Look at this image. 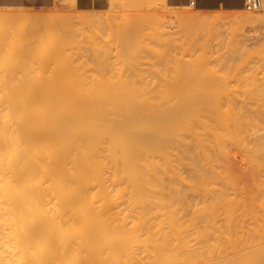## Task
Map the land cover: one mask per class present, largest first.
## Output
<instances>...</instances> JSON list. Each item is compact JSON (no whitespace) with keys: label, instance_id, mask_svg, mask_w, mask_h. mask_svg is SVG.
<instances>
[{"label":"bare ground","instance_id":"6f19581e","mask_svg":"<svg viewBox=\"0 0 264 264\" xmlns=\"http://www.w3.org/2000/svg\"><path fill=\"white\" fill-rule=\"evenodd\" d=\"M9 1L12 2V0ZM27 1L30 2L29 0ZM113 1L110 0V2H112L113 4L114 3L117 4L118 0L114 2ZM123 1L124 3L126 2V5H123L124 3L122 4L123 6H125L124 8L129 9L130 5H127L129 4L127 3V1L129 0L126 1L120 0L121 3ZM208 1L210 3V0ZM246 1L247 0L229 1L230 2L229 4L233 5L232 6L233 8L240 10V13L238 12V14H236L237 11L235 13L233 12L235 19L233 18L232 13L229 12L231 13L232 20L234 19V21L235 20L239 21L241 23V27L247 26L252 29L261 26V28H264L263 27L264 0H261L262 1L261 7L258 9V10L261 9L260 12H258V10L257 12H249L246 9ZM6 2H8V0H6ZM11 2L9 4H11ZM15 2H17V0ZM18 2L16 4L21 5V3ZM46 2H50V1L47 0ZM72 2H74V0H72ZM110 2L108 3L109 6L111 7L112 4H110ZM130 2L132 3V0ZM162 2L165 1L162 0ZM218 2H220V0H218ZM101 3L99 6L103 4ZM133 3L131 6L134 7L137 5V4L133 5ZM136 3H138V1ZM42 4L45 3L42 2ZM120 4L113 5V8L115 9V6H118ZM143 5L141 4V8H143ZM199 5L197 7H199ZM230 5L228 6L230 7ZM90 6H89V10H91ZM97 7L98 6L96 5L95 7L96 11H98L100 8ZM102 7L103 5L101 6V8ZM183 7L184 6H182V8ZM186 7H190V5L189 6L186 5ZM18 8L20 7L18 6ZM113 8L111 11H115ZM103 9H101V11ZM135 9H137V7ZM89 10L88 13H85L88 14V16L90 14L92 15V10L91 13L89 12ZM182 10L180 12L181 18L179 16L178 19L180 20L183 19L181 21L182 24H184V22H189L188 26L190 25V22L193 24V22L195 21L196 24H194V26L195 25L198 26L196 28V31L199 27L200 28L203 27V26H199L198 23L199 19H200L199 20L200 25L201 24L204 25L205 21L207 24L208 21L210 22L212 20V19L209 20V18H207L208 16L205 18V16H203L204 13L202 14V12L201 14L197 13L198 10L195 11L196 13H194L193 10L196 9H193L191 11L193 13L191 14L190 13L187 14L185 11V15L182 16L181 14H184L182 13ZM205 10L206 9H204V11ZM96 11L93 10L94 18L99 12L98 11L96 13ZM177 11L178 10L176 9V12L175 11L173 12L177 13ZM80 12L81 11H79L78 15H82V16L85 15V14H81ZM94 12L96 13V15L94 14ZM27 13L23 12L24 16ZM63 14L69 15V13H63ZM74 14L75 13H73L72 16ZM100 14L102 15L103 12L99 13V15ZM178 14L177 16H174V18L178 17ZM4 15L7 16L6 13L3 14V16ZM75 15L77 16V14ZM99 15H97L96 17L101 18L103 20L104 17L103 18L99 17ZM116 15L114 16L115 20L117 17ZM222 15H224V13ZM136 16H134V18H136ZM144 16L150 18L149 14H145ZM224 16L226 17V14ZM227 16L230 18V15ZM15 17L16 16H14L13 19H15ZM203 17L204 19L202 20ZM68 18L70 19V17ZM143 18L141 19L143 20ZM31 19L35 20L34 16ZM90 19H92V17ZM111 19L114 20V18ZM81 20L82 19H80L79 21ZM96 20L102 21L100 19H95V23L94 22L93 23L96 26L98 25V27L95 26L96 27L95 31L97 28L101 27V25H104V20H103V24L98 23L99 21L97 22L98 24H96ZM169 20L173 22L174 19L173 20L169 19ZM148 21L150 23V20ZM220 21L221 20L217 22ZM64 22L65 23H63L62 21L61 23L65 25L64 27H67L69 21L67 22V20H64ZM158 22L159 21H157V23ZM226 22L228 24L229 22H231V25L230 26L227 25V28L228 26L229 27L234 26L233 21L227 20ZM20 23L22 22L20 21ZM121 23H123V20L121 22L120 19V24ZM137 23L139 24V22ZM92 24H89V27L90 26L93 27L92 30L90 31L88 30L89 33L94 31V26ZM224 24L220 25L222 26L220 28L219 25L217 26V28L215 26V28L218 29L217 34L219 33L218 34L219 40H221L222 39L221 37L225 35L224 33H227L226 31L228 32L233 31L232 29L235 28L234 26L230 30H227V28L225 27L226 25ZM70 25H68V27L72 28V26ZM84 25L86 24H83V26ZM154 25L156 27L155 29H157V25L156 24ZM179 25L181 24H178V26ZM211 25L214 24H210L208 25V27H210ZM24 26H26V23ZM31 26L34 25L32 24ZM80 26H82V23L80 24ZM83 26L80 29L81 30L80 33H82ZM110 26L113 27L114 25H110ZM148 26H151L152 28V24H149ZM184 26H186V24H184L183 27ZM19 27L21 28V26ZM124 27L125 29L129 28L126 29L127 34L129 35H127L125 31H124L125 33L123 32L124 35L123 33L121 35L120 32L117 33H119L118 35L122 36L123 38L126 35V38L124 39L127 40L126 42L127 45H130L131 47H129L130 49L127 47H121L123 49L120 51L124 53L126 48L127 53L130 52L132 53L131 50L132 46L136 43L133 46L134 48L133 53L135 54L133 53L127 54L126 52L124 53V55L121 54L122 57H124L127 54V56L125 57L130 58L131 60L125 57L124 58L126 59V61L127 60L131 61L132 64V62L135 63L134 61H136L137 59V57L135 59L136 53L138 52L137 54H141V56H143L142 51L144 52L145 50H142V48H140L141 51L139 52L138 50L140 49H138L137 47L136 48L137 51L135 52L136 50L135 46L136 45L140 46L138 45L139 43H141L140 37L138 38L137 35V38L139 39V42L137 43L136 41L137 39L135 38L136 35L134 37L133 36L134 32L130 30V28L133 29V27L127 25H125ZM160 27L163 26H159L158 29ZM208 27L207 26L205 27L204 25V27L201 30L203 31L205 30V28H207L206 29L207 31ZM60 28L62 29V27ZM147 28L149 29V27ZM171 28H174V26ZM186 28L188 29L187 26ZM200 28L198 29V32L200 31V34L198 35L199 38L201 35V38L203 39L204 37H202V35L206 36L207 34L206 33L202 34ZM119 29H120L119 31H121L122 29L121 26H119ZM114 30H117V28ZM136 30L138 33V29ZM153 30L151 31L155 33V31ZM179 30L180 29H178L177 32H180ZM209 30H214V26L213 29H209ZM239 30L240 28L238 29V31ZM34 31L35 33H37L36 31L38 30H32V33ZM71 31L69 32V34H67L66 36L67 38L69 37L72 38V36L74 37L76 35V34L74 35V33L77 32L78 30H76L74 33H72L74 29L72 32ZM159 31H161V28L159 29ZM101 32L102 31L100 30V33ZM38 33L40 34V31ZM70 33L72 35H70ZM80 33L78 34L80 35ZM92 33L94 34V32ZM97 33L95 34L97 35ZM169 33L171 34V32ZM65 34L66 33L64 32L63 35L61 36L65 37L64 36ZM101 34L103 36V34L105 33H101ZM144 34L145 33H143V35ZM215 34L216 33H214L213 37L212 36L211 37L216 40L215 36H217V34L216 35ZM90 35L89 37L94 36V35L91 36ZM179 35L180 34H178V36ZM183 35H184V31H183ZM191 35H193V31ZM40 36L38 37V35L36 34L37 37L36 40H42L41 42H43V40H45V36L44 39H40ZM81 36L83 37V34ZM81 36H77V37H80L81 39ZM148 36L150 35L148 34ZM157 36H160V34ZM171 36L172 35H170V38ZM36 37H34V35L33 37L31 36V38H36ZM101 37L100 40L102 39ZM104 37L105 38L109 37V34L108 36H104ZM122 37H119L121 43L119 41L118 44L120 43L121 45H123V43L126 41V40L124 41ZM133 37L135 38V41L132 39ZM94 38L92 39L95 40ZM150 38L153 37L150 36ZM154 38H156V36H154ZM173 38H174V34H173ZM199 38H195V40L197 41V39L199 40ZM80 39L79 42H81L82 40L84 41L86 40L85 37L84 39L82 38V40ZM106 39L107 41L109 40L108 38ZM147 39H144L143 45L145 44L146 42L145 40ZM71 40L74 39L72 38ZM71 40L68 39V41ZM207 40L211 42V38H208ZM32 41L34 40L32 39ZM74 41H75L74 48H77V51H79V49H81L82 47L78 46V44H77L78 47H75L76 43L78 42H76V40ZM86 41L84 43H86L87 45L88 44L87 42L90 40H88L87 42ZM102 41L103 40H101V42ZM104 41L107 42L105 39ZM129 41L130 42L133 41L134 44L132 43L131 45ZM178 41L179 40H177V42ZM196 41L195 43H198L201 40L198 42ZM203 41L204 39L201 42ZM28 42L27 44H25V46L30 44V42L29 43ZM39 42L40 41H36V45L38 47H39ZM91 42H90V46H91ZM95 42L97 43L96 40ZM105 42H103V44ZM108 42L106 43V45L108 46V44H110L109 45L110 50L107 48V46H106V50L107 52L109 51L110 53H112L111 51L113 44L111 43L113 42H110V40ZM152 42L155 43V40ZM152 42L151 44H153ZM170 42H173L174 44L177 43L172 40H170ZM182 42L185 41L182 40ZM212 42L214 43L216 41L212 40ZM219 42L220 41H218V43ZM185 43H182V45L186 49L187 45H185ZM98 44L100 45V41ZM229 44L226 46H229ZM9 45L11 46L12 44ZM143 45L142 47L144 49L145 45L144 46ZM157 45L159 46V44H156V46ZM194 45L193 44L191 45V47L194 46L193 48H191L193 50L197 46L196 44ZM211 45L213 46V44ZM43 46L44 45H42L41 48ZM156 46H154L155 52L154 50L151 51L147 50L146 48H148V46L147 47L145 46L146 47L145 49L147 50L146 53L148 55L150 54L151 56H153L155 53H157ZM212 46L210 47L213 48ZM100 47L103 50L102 44L100 45ZM118 47L120 48V46ZM163 47L164 45L161 47V49H164ZM175 47L171 46L170 48H168L169 49L168 51L175 50ZM210 47L206 49H209ZM214 47L216 53L218 54L220 53L219 57L224 54V50L223 51L221 50V43L219 45H215ZM90 48H85V49L87 50ZM115 48L118 50L117 47ZM9 49L10 52L8 50V47L5 48L6 52H9L7 53L8 56H5L4 53L3 55L2 54L0 55L2 57L5 56V58L9 57L8 59L10 61L11 59L14 60L13 61L14 64L15 59L17 58L19 59V57H17L15 49H11L10 47ZM85 49H81V51L82 50L85 51ZM93 49L94 48L92 47V50ZM116 49L115 51H117ZM176 49H178V47ZM188 49L189 51L191 50L190 48ZM247 49H249V47H247ZM2 50H0V52ZM28 50H30V48ZM41 50L42 49H40V51L37 52H41ZM106 50H104V54L107 53ZM180 50L182 52L183 49ZM193 50L192 52L193 54H195L194 57L198 56L199 53H201V52L199 53L197 52L196 54L195 52L199 50V47L197 50L196 49L194 51ZM11 51H13L12 56L10 54ZM152 51L154 52V54L151 53ZM172 51L165 53V55L167 56L166 57L167 61H165L166 66L161 65L162 59L161 60L159 59L162 57V55L164 56V53L162 51L161 52L163 54L162 53L159 54L160 53L159 52L158 56H156L158 59L155 58L156 54L154 55V57H152L155 58L154 59L155 65L158 64L159 60L161 61L159 62L160 65L159 64H158L159 66L157 65L158 73L160 66H163L164 68L163 70L166 71L165 67H167V63L169 64L168 59L172 56L173 53ZM183 51H184L183 56H185L186 54L185 50ZM221 51L223 52V54L221 53ZM88 52L86 51V54H88ZM94 52H93V56L96 53ZM20 54H22V52H20ZM24 54L25 53H23V55ZM44 54L42 55L43 57L45 56ZM57 54L59 55V53ZM96 54L95 56L98 58L99 54L98 53ZM113 54H115V52L112 53L111 55L112 59H114ZM31 55L33 56L34 54ZM31 55L27 57L29 58ZM38 55L40 56V53ZM10 56L13 58H15L16 56V58L13 59ZM35 56L36 55H34V57ZM83 56L85 55L82 54L81 56L80 54H78V57H73V58L75 59L79 57L82 58ZM86 56L88 59L91 55H89V57L88 55ZM116 56L118 57L119 55ZM173 56L175 58L173 60L179 58V57H175L177 55L173 54ZM249 56L250 55L248 54V57ZM253 56H255V54ZM144 57L148 59L147 56ZM45 58H43L45 60L42 59L43 61L41 62V60L40 59L38 60L37 57L38 63L41 62L40 65H38L37 61L35 60L36 65L38 67L40 66L38 70H34L32 65L30 66L31 68L29 66L26 67L27 64L25 63V65H23L22 64L23 62L20 61V63L22 64L21 66L25 67L26 68L25 70L28 69L30 71L29 73H24L23 76L21 75L22 77L20 79L19 84L17 85L14 84L17 83L18 81L14 79V77L17 76L16 75L17 69L16 71L14 70L16 68L15 66L17 67L19 66V63L17 65L16 63L17 61H16L15 62L16 64H14L15 66L11 65V68L14 69L10 68L11 71L10 73H8V75H12V74L13 75L9 79L8 75H7L8 78H5L6 73L8 72L5 71L8 64L5 65L6 62L3 61L6 59L2 58L1 60L3 61L0 60L1 64L5 65L2 66V69L6 72L4 73L3 71L4 73L3 78H2V73L0 75V264H264V107H263L264 104H262L264 102V101L262 102V100H264V97L260 94L261 99L262 97L263 99L262 100H260V98L257 99L258 101L259 100L261 101L258 102V104L260 103L262 105L261 106L259 104L261 106L260 109L259 107H254L256 105V104L254 105V103H256L257 101L253 102L252 97H254V93L258 92L256 91V89H255L256 92H254L253 91L254 89H252L253 93L252 92L250 93L249 91H251V89H249L248 87L246 88L245 82L242 83L245 84L244 88L248 90V91L246 89H245L246 91L242 90L241 92L242 95L244 94L245 97L246 96L248 97V94L250 93L252 97H250L251 95L249 94L248 100L252 98L251 101L253 104L251 103V101H248L246 99L247 97L245 98L243 96L246 99V101L249 102V104L247 105L250 106H247L245 102H240L238 106L237 102L241 98L238 97V99H235L237 98V95L239 96V94L237 92L236 95L235 93L236 89L234 85H233L234 86L233 91L236 96L233 95V93H232V97H230L231 95H229V92H231L229 90L230 89L232 90V88H229L232 85V81L230 83L231 79L228 80L229 76L228 75L225 76V74H228V71L226 73L225 70H223V67H221L222 70L224 71V74H220V75H223L224 78L225 77L227 78V79L225 78L224 80L222 76H219L222 77L221 78L222 80H224L222 82L216 80L217 77L216 78L214 76L211 77L212 75H215V73L213 74V70L211 72L210 71L211 68L209 69V67L214 68L215 65L208 67L209 64L208 62H211L212 59L211 61H208L206 63L204 62L205 61L204 59V61L202 62L205 63L207 66L206 65L203 66L204 64H202L200 67V69L202 67H203L202 69L206 67L207 71L209 69V72L211 74L209 73L208 75L210 76L207 75L208 72L205 70L203 71L201 69L202 71L200 70H198L199 72L197 71L198 67L202 63L201 61L199 66L198 65L193 66L195 68L197 67L196 69L194 68L193 69L196 70V72L201 73L200 75L201 77H203V78L200 77L201 79L199 78L200 82L198 86L200 87V83H202V81L203 83L206 82L204 83L206 86L209 85L208 87L203 89L205 85L203 86L202 85L203 83L201 84L202 87L200 88H202L201 90H204L205 92L203 91L198 92L196 86H193L195 88L191 87V85H193L192 83H194L195 81H197L198 83L199 80H196L197 74L194 78L195 80L192 78L194 82L193 81L191 82L190 81L191 79H188L191 77V76L189 77L188 75L190 73V69L192 66L189 64L190 63L188 61L189 57L188 59H186L187 61L185 62H189L186 65V66L189 65L188 66L189 72L188 69H186L188 75L187 73L185 74L186 76L181 75L183 79L180 76H179L180 78L178 79L175 77L177 80L181 79V82L183 83L187 79L186 87L184 85L185 83L184 84L181 83L183 86L180 83H178L181 86V92H180L179 91L180 89L177 85L175 86H177L178 91L170 87L169 89H173L174 91L173 90L167 91L165 86L168 85L172 87V84L171 85L168 84L169 79L166 80L164 78L165 74L168 73V72L165 73V71L163 72L164 77H161L164 79V81L163 79L160 78L161 75L159 76L158 73L156 74L159 76L160 80H162L161 82H163L162 83L163 85L165 82H167L164 85L166 91L165 90L156 91L155 88L154 90L152 89L145 90L146 88H148L146 87L147 83L146 84L144 83L145 84L144 90L140 89L139 88L140 85H136V84L137 83L139 84L138 81L141 80L142 81L140 83L142 84L145 76H143L142 78L140 77L139 80L138 77L139 72L137 73L132 71L134 70L132 68L136 67L137 71L138 69H142L143 64L147 62L148 64L150 63L147 60L145 63L141 61L142 65H140L141 64L139 63L140 61L137 60L139 64L135 63L136 66L134 64L131 65L129 61H127V64L131 66L130 68L126 67L127 66L126 63L124 64V69L125 68L130 69L132 72L131 71L130 72L127 71V72H129L132 76L134 73V76L138 78V81H136L137 83L135 84L137 86V89L135 88V85H133L135 89H131L132 84L135 83V81L132 80L133 83L126 84L125 81L127 83L131 82L127 80H131L132 77L129 73H127V75L125 73V75L129 77V79L125 80L126 78L123 75L124 74L123 69L120 70H122L121 72H123L121 74L123 75L122 79L124 78V80H122L121 83L117 81L118 82L117 84L116 81L113 82L115 79L113 80L111 77L113 83H110L111 85L108 83L107 85L105 83V79L103 80L101 79V77L99 78L98 76L99 74H97L98 70H95L97 68L95 69L93 68L94 64L93 66H87L88 65L87 61L90 58L84 63L82 62L84 61L83 58L82 61L80 60L81 61L80 64H82V66L86 62L87 65L85 64L82 67V70L85 69L86 71H84V73L83 72L79 73L77 72L79 71V69H81V65L78 64L79 62L76 63V66L78 64L79 69L77 67L73 69L74 67H72L71 64L73 62L74 63L77 62L78 59L72 61L70 60L71 58L69 59L68 57V64L72 61L69 64L70 67L63 66L61 68V71L63 72H59L60 74H58L59 68H57L59 66H56L55 68L52 66V69L54 68L56 70H49V67L51 66L50 64H52V62L49 60L48 55H46ZM99 58H102V56ZM107 58H106V62L108 61ZM141 58H139V60H142ZM181 58L183 59L184 57ZM213 58L215 59V57ZM8 59L7 61H9ZM125 59L123 60L122 58L123 60L122 64L126 62ZM170 59H169V61H171L170 65H172L174 61ZM216 60L213 61H215L218 64V67L219 65H222V62L219 64L218 63L219 60L218 61ZM66 61L67 60H63L62 63H66ZM91 61L90 63H92L94 60L92 62ZM155 61H157V63ZM179 61L180 60H178V62ZM178 62L175 61L176 65H174L175 64L174 63L173 66L176 67L175 69L178 68L182 69V66H180L181 62L180 63ZM224 63L226 62H223V64ZM47 64L49 66L48 70L53 71L50 77H48L50 72L45 69L47 68L46 67ZM97 64L99 66V63H96V65ZM152 64L153 63H151L150 65ZM232 64L231 66L228 67L229 72H230V67L232 69L230 74L232 73V71L233 72L236 71V69L232 67ZM245 64L248 63L246 62ZM137 65H140L141 68H139V66ZM86 67H89L90 69L88 68L86 69ZM147 67L150 68V66ZM225 67L227 66H224V69L227 70V68ZM253 67L254 66L250 67V69L246 68L248 73L250 70H254ZM146 69L147 68H145V70ZM168 69L169 67H167V71ZM173 69L174 67L171 68V70ZM215 69L218 68L216 67ZM45 70L47 72L42 74V72H44ZM100 70H102V68H100ZM219 70L221 71V72L219 71L220 73L223 72L221 69ZM37 71L39 72L37 73ZM102 71L104 72V70ZM178 71L184 74L185 69L174 70L173 72L176 73L177 75ZM76 72L79 74H76ZM85 72L89 73V74L87 73V75L89 76L91 75L90 78H88V76L86 77L83 76L84 74H86ZM173 72L171 73L174 74ZM192 72L195 74L194 71ZM203 72H205L206 74ZM256 72L258 71H256V66H255V73L253 71L255 76H257L256 74H258ZM262 72L264 71L262 70ZM135 73L137 74L135 75ZM140 73L141 75H145V73L143 74L142 72ZM160 73L163 74L162 72ZM193 73L192 75H194ZM45 74L48 76L46 77ZM92 74L93 75L97 74L96 76L99 78V81L102 84L99 83L98 78H95L96 76L92 77ZM200 75H198V77ZM205 76H208V78L206 79ZM240 76L241 79L244 78V76L242 78L241 74ZM91 77L94 79V82L91 83L92 85H96L98 83L97 85H101L104 87L102 88L101 86L96 85L93 86V88L91 89L90 88L87 89V85L88 87L90 86V81L88 79L91 80ZM136 77H134V79L137 80ZM11 78L14 81L13 80L11 81ZM71 78H73V80ZM83 78L86 79L84 80ZM168 78H170V76H168ZM204 78L206 79V81L204 80ZM7 80L9 83L7 82ZM66 80L69 82H66ZM74 80L76 81L73 82ZM87 80L88 83L86 82ZM160 80H158V82ZM172 80L170 78V81ZM226 80L229 81L230 85L228 84V82H226ZM246 80L244 78V81ZM259 80L261 81V79ZM119 81H121V79H119ZM151 81L153 82L152 79ZM188 81L191 82V84H188L189 83ZM212 81L213 84L211 83ZM216 81H217L216 83L217 86L219 84L220 85L222 84L221 86L219 85L218 88H221L222 86L226 88V89L224 87L221 88L223 92H221V89L219 91L217 86L216 87L214 86L216 85L214 83ZM70 82L72 83L70 86L71 87L75 86L76 88L75 87L69 88ZM254 82L251 81V83ZM82 83H85L86 88ZM103 83L107 85L106 86L107 88L105 87V85H103ZM114 83L116 87L118 85L117 88H114L115 86V85L113 86ZM151 83H149V85ZM224 83H227L225 84L227 86H225ZM124 84L129 86L131 85V88H126V86L123 87ZM187 84L190 87L187 86ZM263 84L262 85L260 84L261 87L263 86ZM82 85L83 88L81 87ZM111 86L113 87L111 88ZM253 86L255 87V85ZM122 87L123 89H120ZM187 87H189V90L186 89ZM210 87L212 89H210ZM214 87L218 89L217 90L218 92H216ZM138 88L140 90H138ZM209 89L210 91L211 90L212 91L208 92ZM224 91L225 92L227 91L228 93L227 92L225 93ZM243 91L246 93V95ZM257 94L259 95V93ZM226 95L228 96L227 100H226ZM260 95L257 96V98L260 97ZM228 98L229 99L231 98L232 101L230 100L228 102L229 100ZM225 100L227 102H225ZM233 101L236 104L232 103ZM240 101H243V98ZM243 103L245 104V106L243 105ZM247 107L248 108L252 107L255 110L251 108L252 111H250L251 109L249 108L248 110Z\"/></svg>","mask_w":264,"mask_h":264},{"label":"rangeland","instance_id":"374dc122","mask_svg":"<svg viewBox=\"0 0 264 264\" xmlns=\"http://www.w3.org/2000/svg\"><path fill=\"white\" fill-rule=\"evenodd\" d=\"M113 1V0H112ZM114 1H117V0H114ZM113 1V2H114ZM119 2H120V0H118ZM117 1V4H120L119 2ZM126 1V0H125ZM131 0H129V1H127V3H129V4H127V5H130V8H132V9H125L124 7L125 6H123V5H126V2L124 3V1L120 4V5H118V6H115V9L113 8V5H117V4H113L112 2H110V0H84V2L85 3H87L85 6H82V5H80V0H74V2H72V0H60V5L57 7H54V8H51V9H48L47 10V8L46 9H40V10H35V9H26V10H24L23 12L24 13H27L28 11V13L27 14H25V16H24V14H23V12H22V10H12V9H0L1 11H0V50H2V48H3V52L1 51L0 52V54H2L3 55V53H4V55L5 56H8V54L7 53H9L10 52V49H9V47L11 48V49H15V52H16V55H17V57H19V59L17 58V59H15L16 58V56H15V58H13V57H11L12 56V54H13V51H11V58H13V59H15V62L17 63V65H18V63H19V66L17 67V66H15L14 64H16L15 62H14V64H13V61L14 60H12L11 58V61L8 59L9 57H6L5 58V56H1L0 55V58L2 57L3 59H6V60H1V61H3V62H6V64L5 65H7V67H6V72L2 69V66H5V65H3V64H1V61H0V75H1V73H2V78H3V76H4V73H6V77L5 78H8L7 77V75H8V73H10V71H11V69H14V68H11V65H14L16 68H15V70L14 71H16V69H17V73H16V75L17 76H15L14 77V79H16V80H18L17 81V83H14L15 85H17V84H19V82H20V79H21V77L23 76V74L24 73H29V71L30 70H25L26 68L25 67H23V66H21L22 64L23 65H25V63L27 64L26 65V67L27 66H31L32 65V67L34 68V70H38V68L40 67H38L37 65H36V61H37V63H38V60L40 59L41 60V62L43 61V60H45L46 58H45V56L46 55H48L49 56V60L52 62V64H50L51 66L49 67L48 66V64H47V68H45L47 71H49V70H56V69H54L56 66H59V67H57V68H59V71H58V74H60L59 72H63V71H61V68L63 67V66H66V67H68L69 66V64L72 62V61H74V60H77V62H73V63H71L72 64V67H74L73 69H75L76 67L79 69V66H78V64H80V62L82 61V58L84 59V61H82L83 63L85 62V61H87L89 58V60L91 61L92 59L94 60H92L91 62L92 63H90V61L88 60L87 62H88V65L87 66H93V64H94V66H93V68L95 69V68H97V69H95V70H98L97 71V74H99L98 76H99V78L101 77V79H105V83L108 85V83L110 84V83H113V82H115L116 81V83L118 84V82H122V80H124V78L122 79V77H123V75L125 76V80H127V79H129V77H127L126 75H127V73H129L131 70L130 69H127V68H125L124 69V64L126 63L127 64V61H129V60H131L130 58H127V57H125V56H127V54H130L131 52H130V50H129V52L130 53H127L126 51V48H125V52L127 53L124 57L125 58H127V59H129V60H127L126 61V59L124 58V57H122V55H124V53L122 52V51H120V50H122L123 48H121V47H127V48H129V47H131L130 45H127V40L126 39H124V38H126V35H125V37L123 38L122 36H120V35H118L119 33H117V32H120L121 33V35H122V33L125 31L126 32V34H127V31H126V29H129V28H126L125 29V25H127V26H130V27H133V29L132 28H130V30L131 31H133L134 33H133V36L135 37V35H136V41H137V43L139 42V37H140V42L142 43H139L138 45H140V46H135V49L138 47V49H140V48H142V50H145L144 52L142 51V54H143V56H141V54H137L136 53V55H135V59H136V57H137V59H136V61H134L135 63H138V61H140L139 63H141L140 65H142V62L141 61H143V63H145L146 62V60L147 61H149L150 63L148 64V62L147 63H145V64H143L142 65V69H138V71H137V69H136V67L134 68L133 66L135 65L136 66V64L135 63H133L132 62V64H134L132 67V69H134V70H132V71H134V72H139V75H138V77H139V80H140V77L142 78L143 76H145L144 77V79H143V82H142V84L140 83L141 81H138V78L136 77V76H134V73H133V76L131 75V80H127V81H131V82H129V83H127L126 81H125V83L126 84H130V83H133V81H135V83H133L132 84V88H131V85L129 86V85H125L124 84V86L123 87H125L126 86V88H131V89H137V86L136 85H140L139 86V88L140 89H145V87H144V85L146 84V87H148V88H146L145 90H154V88H155V90L157 91H161V90H165V87H166V89H167V91H169V90H177L178 91V89H177V86L179 87V91L181 92V86L178 84V83H182V84H184L185 85V87H186V81H187V79H186V81H184V83L183 82H181V79H179V80H177L178 78H182L183 79V75L184 76H186L185 74L187 73V75H188V72H189V69H188V66H186L189 62V64L192 66L191 67V69H190V73H189V77L190 78H188V79H191L190 81L192 82H194V78H195V76H196V74H197V76H196V80H199V78L201 77V73H198L199 71L198 70H200V71H207L206 70V67H204V69H200V67H201V65L202 64H204L203 66H205L206 64V62H208V61H211V59H212V61L211 62H208L209 64H208V67L209 66H214L215 65V67L213 68V67H209V69H210V71L212 72V70H213V74L215 73V75H212L211 77H217V79L216 80H218L219 82H222V81H224L225 80V78H224V76L223 75H220V74H224V71L223 70H225V72L227 73V71H228V74H225V76L226 75H228L229 76V78H228V80L229 79H231L230 80V83H231V81H232V85H231V87H229V88H232V90L230 89L229 91H231V92H229V95H231L230 97H232V93H233V95H235V93H236V95H237V92H238V94H239V96L237 95V98H235V99H238V97L239 98H243V101H240L241 99H239L238 100V102H237V105L240 103V102H245V104L247 105V104H249V102H247L246 101V99L248 100V97H249V94L252 92V89H254L253 91L254 92H256V91H258L257 93H259V95L261 94L263 97H264V72H262V70L264 71V66H263V64H264V28H261V26H258L257 28H250V27H241V23L239 22V21H234V13L236 12V14H238V12L240 13V10L238 11L237 9H235V10H232V11H223V10H221V11H219V12H221V13H219V12H203V11H201V10H199V8L197 7V2H196V0H191L192 1V3H191V1L189 0H185V4H181L180 6H175V5H173V4H171V2H170V0H164L165 2H162V0H132V3H133V1H134V3H133V5H135V4H137L136 6H134L135 8L137 7V9H135L133 6H131L132 5V3L130 2ZM138 1V3H136ZM76 2V3H75ZM103 4H102V3ZM108 2H110V4H112L111 5V7L117 12V15H116V12L115 11H111L112 10V8L109 6V3ZM144 2V3H143ZM187 2V3H186ZM100 3L103 5V7L101 8V6H99L100 5ZM124 3V4H123ZM131 3V4H130ZM91 6H90V5ZM123 4V5H122ZM141 4L143 5V8H141ZM157 4V5H156ZM194 4V5H193ZM96 5L98 6L97 8H99V12L98 11H96ZM122 5V6H121ZM146 5V6H145ZM158 5H160V6H158ZM186 5L187 6H189L190 5V7H186ZM89 6H90V9L92 10V15L90 14L89 16H88V14H85V13H88V10H89ZM105 6V7H104ZM152 6V7H151ZM182 6H184L183 8H182ZM93 7V8H92ZM126 7H129V6H126ZM147 7V8H146ZM103 8H105V9H103ZM138 8H140V9H138ZM185 8H188V9H185ZM76 9V10H75ZM101 9H103L102 11H101ZM122 9V10H121ZM176 9L178 10L177 11V13H174L173 11H175L176 12ZM182 10V13H184V14H181L182 16L183 15H185V11H186V13L188 14V13H193V12H191L193 9H196V10H193L194 11V13H196L195 11H197V13H200L201 14V12H202V14L204 13V15L203 16H205V18L207 17V18H209V20H211L209 23L207 22V24H206V21H205V27L207 26L208 27V25H210V24H214V25H211L210 27H208V30L206 31V29L207 28H205V30H201L203 27H204V25L203 24H201L200 25V22H199V20H198V23H199V26H203L202 28H200V30H201V32H202V34L203 33H206L207 35L206 36H208V37H206V36H203L202 35V37H204L203 39H204V41L203 42H201L203 39L201 38V35H200V38H199V35L198 34H200V31L198 32V29H197V31H196V28L198 27V26H194V24H196V22L194 23L193 22V24L190 22V25L188 26V23L189 22H184V24H186V26L188 27V29L186 28V26H184L183 27V25L184 24H182V20L183 19H178L179 18V16H180V12H181V10ZM8 10V11H7ZM31 10V11H30ZM45 10V11H44ZM68 10H70V11H68ZM73 10V11H72ZM78 10V11H77ZM91 10H89V12L91 13ZM93 10L94 11H96V13L98 12V14L97 15H99V13H101V12H103V14H104V16H103V14L100 16L99 15V17H104V25H101V27H99V28H97L96 29V31H95V28L96 27H98V25L96 26V25H94V23H95V19H100V20H102L101 18H97L96 16V13L94 12V14L96 15L95 16V18L93 17L94 15H93ZM105 10V11H104ZM110 10V11H109ZM158 10V11H157ZM3 11V12H2ZM6 11V12H5ZM79 11H81L80 13L81 14H85V15H78L79 14ZM85 11V12H84ZM137 11V12H136ZM146 11V12H145ZM165 11V12H164ZM169 11H171V12H169ZM190 11V12H189ZM261 11V9L260 10H258V12H260ZM15 12V13H14ZM17 12V13H16ZM34 12V13H33ZM44 13V14H42V13ZM72 12V13H71ZM77 12V13H76ZM83 12V13H82ZM148 12V13H147ZM229 12H231L232 13V16H233V20H232V16H231V13H229ZM234 12V13H233ZM249 12H251V11H249ZM255 12H257V11H255ZM6 13V15L8 16H3V14H5ZM9 15H8V14ZM18 13H20V14H18ZM30 13V14H29ZM41 13V14H40ZM63 13H69V15L68 14H63ZM73 13H75V14H77V16L74 14L73 16H72V14ZM112 13H114V14H112ZM124 15H123V14ZM138 13V14H137ZM165 13V14H164ZM179 13V14H178ZM206 13V14H205ZM209 13V14H208ZM224 13V15L226 14V17L224 16V15H222ZM227 13H229V14H227ZM33 14V15H32ZM38 14V15H37ZM45 14H46V17H45ZM50 14V15H49ZM120 14H122V15H120ZM126 14V15H125ZM140 14V15H139ZM145 14H149V16H150V18L148 19L147 18V16H144ZM174 14V15H173ZM177 14H178V17H175L174 18V16H177ZM2 15V16H1ZM16 16L15 17V19H13L14 18V16ZM29 15V16H28ZM112 15H113V17H112ZM117 16L116 17V20H115V17L114 16ZM138 17H137V16ZM141 15H142V17H141ZM155 15H156V17H155ZM219 15V16H218ZM227 15H230V18L227 16ZM34 16V19L35 20H33V19H31L32 17ZM64 16H66V17H64ZM76 16V17H75ZM78 16H80V17H78ZM85 16V17H84ZM111 17V18H114V20L113 19H111V18H109V17ZM120 16V17H119ZM127 16H129V17H127ZM134 16H136V18H134ZM140 16V17H139ZM211 18H210V17ZM9 17H10V20H12V21H10L9 20ZM68 17H70V19L68 18ZM73 17V18H72ZM75 17V18H74ZM92 17V19H90ZM123 17H124V19H123ZM145 18V21L147 22H145L144 21V18ZM169 17V18H168ZM216 17H217V19H216ZM7 18V19H6ZM17 18V19H16ZM23 18V19H22ZM39 18V19H38ZM79 18V19H78ZM87 18V19H86ZM108 18H109V20H108ZM121 19V22H122V20H123V23H121L120 24V19ZM131 18V19H130ZM139 18V19H138ZM141 18H143V20L141 19ZM180 18H181V16H180ZM220 18V19H219ZM23 23H20V21ZM69 19V20H68ZM77 19V20H76ZM80 19H82L81 21H79ZM88 19H89V21H88ZM94 19V20H93ZM136 19H138V20H136ZM152 19V20H151ZM168 19V20H167ZM169 19H171V20H173V22L172 21H170ZM204 19V17L202 18V20ZM213 19H214V21H213ZM37 20H39V21H37ZM42 22H41V21ZM64 20H67V22H68V25H70V26H72V28H69L68 27V25H67V23H66V25H67V27L69 28H67V27H64L65 25L63 24V23H65L64 22ZM74 20V21H73ZM92 20V21H91ZM103 20L102 21H99V20H96V24H98V23H100V24H103ZM110 20H111V22H110ZM148 20H150V23H149V21ZM154 20V21H153ZM176 20V21H175ZM177 20H180V21H177ZM219 21V20H221L220 22H217V21ZM233 21L234 22V26H235V28H233L232 30L233 31H226L227 33H224L225 35H223V37H221L220 39L221 40H219L218 39V34H217V32H218V29H216L217 28V26L219 25V28L220 27H222V26H220V25H223L224 23V25H226L225 27L227 28V25H231V22H229V24L226 22V21ZM8 21V22H7ZM13 21H15V22H13ZM17 21V22H16ZM63 21V23H61ZM77 21V22H76ZM99 21V22H98ZM113 21H114V23H113ZM127 21H129V22H127ZM157 21H159L158 23H157ZM74 22V23H73ZM88 22V23H87ZM94 22V23H93ZM98 22V23H97ZM102 22V23H101ZM126 22H127V24H126ZM137 22H139V24L137 23V25H136V23ZM176 22H178V23H176ZM232 22V23H233ZM239 22V23H238ZM14 23V24H13ZM25 23H26V26H24L25 25ZM32 25H34V26H31L30 24ZM40 23H41V25H40ZM70 23V24H69ZM78 25H77V24ZM82 23V26H83V24H86V25H84L83 26V29L85 30H83L82 29V33H80L81 32V27L82 26H80V24ZM93 23V24H92ZM130 23V24H129ZM135 23V24H134ZM147 26V27H149V29L144 25V24ZM152 24V28H151V26H148L149 24ZM202 23V22H201ZM203 23H204V21H203ZM217 24V26H216V24ZM220 23V24H219ZM223 23V24H222ZM49 24V25H48ZM63 24V25H62ZM89 24H92L93 26H94V31H92V32H94V34L95 33H97V35L95 36L92 32H90L91 33V35H94V36H91L90 35V33H89V31L90 30H92L93 29V27L92 26H90L89 27ZM100 24H99V26H100ZM106 24H107V26H106ZM117 24H119V25H117ZM142 24H143V27H145V28H143L142 27ZM154 24H156L157 25V29H158V27L159 26H163V27H160L161 28V31H159V29H158V32H157V29H155L156 27H155V25ZM161 24V25H160ZM178 24H181V25H179L178 26ZM46 25V26H45ZM110 25H114L113 27L112 26H110ZM134 25V26H133ZM136 25V26H135ZM153 25H154V27H153ZM159 25V26H158ZM192 25V26H191ZM233 25V24H232ZM13 26H15V27H13ZM19 26H21V28L19 27ZM29 26V27H28ZM41 26V27H40ZM42 26H43V28H42ZM49 26V27H48ZM59 26V27H58ZM87 26H88V28H87ZM96 26V27H95ZM110 26V27H109ZM119 26H121V31H119L120 29H119ZM138 26V27H137ZM164 26H165V28H164ZM174 26V28H171V27H173ZM213 26H214V30H209V29H213ZM215 26H216V28H215ZM228 26V28H227V30H230L232 27H234V26H231V27H229ZM16 27H18V28H16ZM26 27V28H25ZM34 27H35V29H34ZM58 27V28H57ZM60 27H62V29L60 28ZM64 27V28H63ZM104 27V28H103ZM138 29V33H137V30L135 29ZM167 27V28H166ZM178 27V28H177ZM190 27V28H189ZM260 27V28H259ZM264 27V26H263ZM29 30H28V29ZM41 28H42V30H41ZM60 28V29H59ZM77 28V29H76ZM87 29V31H86V29ZM117 28V30H114V29H116ZM153 28H154V30H153ZM194 28H195V30H194ZM240 28V30L238 31V29ZM19 29H20V31H19ZM27 29V30H26ZM50 29V30H49ZM73 31V29H74V31L72 32L71 30ZM102 31L101 33H105V34H103V36H102V34L100 33V30ZM107 29H108V31H107ZM146 31H145V30ZM148 29V30H147ZM178 29H180L179 31L181 32H177V30ZM185 29V30H184ZM186 29H187V31H186ZM191 29V30H190ZM23 32H22V31ZM32 30H38V31H36L37 33H35V31L33 32V33H35V34H33L32 33ZM62 30L63 31V33L65 32L66 34L64 35L65 37H63V36H61V35H63V33H62V31L60 32V31ZM65 30V31H64ZM67 30H68V33H67ZM76 30H78L77 32H75ZM89 30V31H88ZM112 30H114V31H112ZM140 30H141V32H140ZM151 30H153V31H155V33L154 32H152ZM216 30V31H215ZM237 30V31H236ZM40 31V34H41V36H40V34L38 33ZM72 32V33H74V35L76 34L77 36H81L82 34H83V37L81 36V39H80V37H77L76 35L73 37L72 36V38L74 39V40H76V42H78V43H76V45H75V47H78V46H80V47H82L81 49H85V48H90V49H85V51H81V49H79V51H77V48H74V44H75V41L74 40H71L72 38H70L69 36V38H67L66 36H67V34H69V32ZM83 31H84V33H83ZM131 31H129V32H131ZM183 31H184V35H183ZM192 31H193V35H191L192 34ZM206 31V32H205ZM210 31H211V33H210ZM3 32V33H2ZM22 34H21V33ZM42 32H43V34H42ZM107 32H109V33H107ZM124 32V33H125ZM169 32H171V34L169 33ZM175 32V33H174ZM186 32V33H185ZM195 32V33H194ZM209 33V35H208V33ZM219 32H220V29H219ZM18 33H20V34H18ZM62 33V34H61ZM78 33H80V35L78 34ZM100 33V34H99ZM106 33H107V35H106ZM112 33H113V35H114V38H113V35H112ZM124 33H123V35H124ZM143 33H145L146 34V36H145V34L143 35ZM167 33V34H166ZM180 34L179 36H178V34ZM214 33H216L217 34V36H215V38H216V40L214 39V38H212L213 37V35H214ZM235 33V34H234ZM26 34H29V35H26ZM31 34V35H30ZM36 34L38 35V37L40 36V39H44V36H45V40H43V42H41L42 40H36L37 39V37H36ZM108 34H109V37H106V38H108L109 40H110V42H113V43H111V44H113V46H112V53H114L115 52V54H113L114 55V59H112V53H110L109 51L107 52V50H106V43L109 41H107V39L104 37V36H108ZM111 34V35H110ZM139 34H141V35H139ZM148 34L151 36V37H153V38H150V36H148ZM154 34V35H153ZM160 34V36H157V35H159ZM164 34V35H163ZM172 35L171 36V38H170V35ZM173 34H174V38H173ZM177 34V35H176ZM215 34V35H216ZM3 35V36H2ZM33 35H34V37H36V38H31V36L33 37ZM58 35V36H57ZM70 35H72L71 33H70ZM89 35L92 37V38H94V37H96V38H94L96 41H97V43L95 42V40H93L91 37H89ZM118 35V36H117ZM127 35H129V34H127ZM131 35V34H130ZM137 35H138V38H137ZM163 35V36H162ZM166 35V36H165ZM187 35V36H186ZM188 35H189V37H188ZM191 35V36H190ZM2 36V37H1ZM31 39V41H30V39L28 38V37ZM102 36V37H101ZM118 37V39H117V37ZM147 36H148V39H150V40H148L147 39ZM154 36H156V38H154ZM180 36H182V37H180ZM193 36V37H192ZM212 36V37H211ZM6 37V38H5ZM42 37V38H41ZM75 37H77V38H75ZM84 37H85V39L87 40H90V41H86L88 44L86 45V43H84L85 41L84 40H82V38L84 39ZM100 37L102 38L101 40H103L102 42H101V40H100ZM104 37V38H103ZM116 37V38H115ZM119 37H122L123 38V40L125 41L124 43H123V45H121L120 43H121V41L119 40ZM127 37H129V36H127ZM132 38L134 41H135V38ZM157 37H159V38H157ZM169 37V38H168ZM199 38V40L197 39V41L195 40V38ZM27 38H28V41L30 42V44H35L36 45V41H40L39 42V47L36 45H27V46H25V44H27ZM99 38V39H98ZM112 38V39H111ZM182 38V39H181ZM206 38V39H205ZM208 38H211V42L209 41V40H207ZM3 39H5V40H3ZM7 39V40H6ZM25 39V40H24ZM32 39L34 40V41H32ZM39 39V38H38ZM68 39L69 40H71V41H68ZM78 39V40H77ZM79 39L80 40H82L81 42H79ZM104 39L107 41V42H105L104 41ZM118 41H117V40ZM144 39H147V40H145L146 42H145V46L147 47L148 46V48H146L144 45H143V43H144ZM153 39V40H152ZM166 39V40H165ZM174 39V40H173ZM181 40L180 42L178 41L177 42V40ZM189 39V40H188ZM2 40V41H1ZM59 40V41H58ZM122 40V41H123ZM143 40V41H142ZM154 41L155 40V43L156 44H159V46H160V49H161V47L164 45V49H159V46L157 45L156 46V44L155 43H153L152 41ZM170 40H172V41H174V42H177V43H173V42H170ZM182 40H184L185 42H182ZM194 40V41H193ZM201 40V41H200ZM212 40H214V41H216L217 43H218V41H220L218 44L216 43V42H212ZM218 40V41H217ZM6 41V42H5ZM45 41V42H44ZM74 41V42H73ZM91 41H93V42H91ZM99 41H100V45L102 44V47H103V50H102V48L100 47V45L98 44L99 43ZM120 41V45L118 44V42ZM158 41H160V42H158ZM169 41V42H168ZM195 41L196 42H198V41H200V42H198V43H195ZM3 42V43H2ZM28 42V43H29ZM59 42H61V43H59ZM73 42V43H72ZM90 42H91V46H90ZM103 42H105L104 44H103ZM130 42V41H129ZM150 42V43H149ZM151 42L153 43V44H151ZM158 42V43H157ZM187 42H188V44H187ZM192 42V43H191ZM194 42V43H193ZM209 42V43H208ZM44 43V44H43ZM109 43V42H108ZM131 43V45H132V43H133V41L132 42H130ZM129 43V44H130ZM167 43V44H166ZM181 43V44H180ZM182 43H185V45H187V47H186V49L184 48V46L182 45ZM221 43V50L223 51L224 50V54H223V52L221 51V53L223 54V55H221L220 57H219V54L218 53H216V50H215V45H219ZM231 45H230V44ZM1 44H3V45H1ZM6 44V45H5ZM9 44H12L11 46L9 45ZM58 44H59V46H58ZM77 44H78V46H77ZM83 44H85V45H83ZM134 44V43H133ZM136 44V43H135ZM134 44V45H135ZM147 44V45H146ZM163 44V45H162ZM170 44V45H169ZM171 44H173V45H171ZM194 45V44H196L197 46L195 47V49L197 50L198 49V47H199V50L198 51H195L196 52V54H197V52L199 53V52H201V53H199V55L198 56H195L194 57V55L195 54H193V52H192V50L193 49H191V48H193V47H191V45ZM205 46H204V45ZM211 44H213V46L211 45ZM229 44V46H226V45H228ZM42 45H44L42 48H41V46ZM63 45V46H62ZM96 45V46H95ZM109 45L110 44H108V46H107V48L110 50V47H109ZM124 45H127V46H124ZM133 45V46H134ZM142 45L144 46V49H143V47H142ZM168 45V46H167ZM180 45H182V46H180ZM5 46V47H4ZM31 46V47H30ZM33 46V47H32ZM55 46V47H54ZM65 46V47H64ZM118 46H120V48L118 47ZM133 46H132V53H133ZM154 46H156V50H157V53H155L154 54V52H155V47ZM166 46V47H165ZM172 46V47H175V46H177L178 47V49H176L177 47H175V50H170V51H172L173 53H172V56L169 58L170 60H173V59H175L174 58V56H173V54L174 55H177V56H175V57H179V58H181V57H184L183 59H185V60H183L182 58L181 59H179V58H176V60H173L174 61V63H175V61L176 62H178V60H180L178 63H180L181 62V65L180 66H182V69H175L176 67L175 66H173V64L172 65H170V63H171V61H169V59H168V62H169V64L167 63V67H169V69H168V71H167V67H165V69H166V71L165 70H163L164 68H163V66H160V68H159V73H158V66L160 65L159 64V62H161V65H165L166 66V63H165V61H167V56L165 55V53H168V52H170V51H168L169 49L168 48H170V47ZM203 46V47H202ZM210 46H212L213 48H211ZM249 47V49H247V47ZM8 47V50H9V52H6V50H5V48H7ZM92 47L94 48L93 50H92ZM99 47V48H98ZM105 47V48H104ZM115 47H117L118 48V50L121 52H119ZM150 47V48H149ZM152 47V48H151ZM154 47V48H153ZM208 47H210L209 49H206V48H208ZM27 48V49H26ZM30 48V50H28ZM42 49L43 50V52H42V50H41V52H37V51H40V49ZM67 48V49H66ZM69 48V49H68ZM95 48H96V50H95ZM147 50H154V52L152 51L151 53H153L154 55H155V58L156 59H158L156 56H158V53L159 54H161L162 52L164 53V56L162 55V57H161V55H160V57L161 58H159L160 60H159V62H158V64H156L155 65V63H154V59L155 58H152V57H154V55L153 56H151L150 54L148 55L147 53H146V49ZM183 49V50H185V56H183L184 55V51L182 50V52H181V50L180 49ZM188 48H190L191 50L189 51V49ZM201 48H202V50H201ZM245 48V49H244ZM66 49V50H65ZM74 49H76V50H74ZM114 49V50H113ZM115 49L118 51H115ZM130 49V48H129ZM173 49V48H172ZM194 49V50H195ZM211 49H213V50H211ZM7 50V51H8ZM33 52H32V51ZM68 50V51H67ZM94 52V50H95V52L96 53H98L99 54V56H98V58L95 56V54H94V56H93V52ZM97 50H99V51H97ZM104 50H106V54H104ZM164 50V51H163ZM193 50V51H194ZM201 50V51H200ZM209 50V51H208ZM214 50H215V53H214ZM247 50V51H246ZM248 50H249V52H251V53H249L248 52ZM251 50H253V51H251ZM26 51H27V53H26ZM29 51H31V52H29ZM70 51H72V52H70ZM86 51L88 52V54H86ZM137 51V49L135 50V52ZM139 52L141 51V49L140 50H138ZM162 51V52H161ZM179 51V52H178ZM186 51H188V52H186ZM203 51V52H202ZM205 51V52H204ZM212 51V52H211ZM5 52H6V54H5ZM20 52H22V54H20ZM36 52V53H35ZM79 52V53H78ZM84 54L85 56H83L82 58H73V57H78V54H80L81 56H82V54ZM84 52V53H83ZM101 52V53H100ZM176 52V53H175ZM177 52H178V54H177ZM192 52V53H191ZM207 52V53H206ZM209 52V53H208ZM210 52H211V54H210ZM23 53H25L24 55H23ZM40 53V56L38 55V54ZM45 53V54H44ZM47 53V54H46ZM57 53H59V55L57 54ZM66 53V54H65ZM78 53V54H77ZM131 53V54H132ZM145 53V54H144ZM162 53V54H163ZM180 53V54H179ZM189 53H191V54H189ZM243 53H245V54H243ZM9 54V55H10ZM31 54H34V55H36L35 57H34V55L32 56ZM45 55L44 57L42 56V55ZM62 54V55H61ZM73 54H75V55H73ZM101 54V55H100ZM122 54V55H121ZM133 54H135V53H133ZM171 54V53H170ZM201 54V55H200ZM248 54L251 56V58H250V56L248 57ZM255 54V56H253ZM257 54V55H256ZM14 55H15V53H14ZM29 55H31L29 58L27 57V56H29ZM73 55V56H72ZM77 55V56H76ZM86 55H88V57H89V55H91L88 59H87V56ZM97 55V54H96ZM106 56V57H104V56ZM116 55H119L118 57L116 56ZM139 55V56H138ZM181 55V56H180ZM193 55V56H192ZM218 57V59H217V57ZM244 55V56H243ZM57 56V57H56ZM102 56V58H99V57H101ZM121 56V57H120ZM134 56V55H133ZM144 56H147L148 57V59L147 58H145ZM150 56V57H149ZM191 56V57H190ZM37 57H38V60H37ZM68 57H69V59L70 60H72L71 62H70V60H69V64H68ZM96 58L97 59V62H96V59H94V58ZM108 57V58H107ZM130 57V56H129ZM142 57V58H141ZM164 57V58H163ZM186 57V58H185ZM188 57H189V59H188ZM193 57H194V59H196V60H194L193 59ZM199 57H200V59H199ZM210 57V58H209ZM213 57H215V59L213 58ZM247 57V58H246ZM43 58H45V59H43ZM58 58V59H57ZM105 58V59H104ZM106 58H107V62H106ZM116 58H118V59H116ZM122 58H123V60L125 59V61L126 62H124L123 64H122ZM134 58V57H133ZM132 58V59H133ZM139 58H141L142 60H139ZM143 58H145V59H143ZM166 58V59H165ZM192 59V61H191V59ZM202 58V59H201ZM207 58V59H206ZM7 59L9 60V61H7ZM43 59V60H42ZM48 59V58H47ZM112 61H111V60ZM134 59V60H135ZM150 59H151V61H150ZM186 59H188V61L189 62H185V61H187ZM204 59H205V61H204ZM217 59V60H216ZM262 59V60H261ZM36 60V61H35ZM63 60H67L66 61V63H62V61ZM81 60V61H80ZM138 60V61H137ZM182 60V61H181ZM207 60V61H206ZM213 60H216V61H218V63L220 64L221 62H222V65H224V66H227V67H225V68H227V70L226 69H224V66H222V65H219V67H218V64L215 62V61H213ZM246 60V61H245ZM250 60V61H249ZM20 61L21 62H23L22 64L20 63ZM60 61V62H59ZM117 61H119V62H117V64H116V62ZM133 61V60H132ZM193 61H195V62H193ZM200 61L202 62V61H204L205 63H201L200 64ZM10 62H11V64H10ZM33 62H35V63H33ZM40 62V61H39ZM41 62L40 63H38V65H40L41 64ZM50 62V63H51ZM57 62V63H56ZM65 62V61H64ZM79 62V63H78ZM156 63H157V61H155ZM182 62H183V65H182ZM186 64H185V63ZM191 62H193V63H191ZM223 62H226V63H224L223 64ZM248 63L249 64V67H248V64H245V63ZM251 62V63H250ZM76 63H78L77 64V66H76ZM96 63H99V66H98V64L96 65ZM113 63V64H112ZM121 63V64H120ZM129 63L131 64V61H129ZM138 63V64H139ZM151 63H153L152 65H150ZM163 63V64H162ZM196 63H198V64H196ZM232 63H234V64H232ZM85 64H83V66L85 65ZM131 64V65H132ZM146 64H148V65H146ZM193 64V65H192ZM199 64H200V66H199ZM229 64V65H228ZM231 64H232V67H234L235 69H236V71H232V75L230 74V72H231V67H230V72H229V69H228V67L229 66H231ZM81 65V69H79V71H77V72H83L84 73V71H86L84 68V70H82V64H80ZM111 65H112V67H111ZM119 65V66H118ZM122 65V66H121ZM140 65H137V66H139V68H141L140 67ZM145 65V66H144ZM154 65V66H153ZM158 65V66H157ZM169 65V66H168ZM174 65H176V63L174 64ZM199 66L198 67V69H197V71L198 72H196V70H194V69H196L195 67H193V66ZM234 65V66H233ZM247 65V66H246ZM52 66L54 67L53 69H52ZM97 66V67H96ZM114 66V67H113ZM118 66V67H117ZM147 66H150V68L149 67H147ZM171 66H173L174 67V69L173 70H171V68H173V67H171ZM187 68H186V67ZM207 66V65H206ZM245 66H246V68L248 69H250V67H252V66H254L253 68H254V70H250L249 71V73H248V71L246 70V68H245ZM255 66H256V71H258V72H256V73H258V74H256L257 76H255ZM262 66V67H261ZM48 67H49V70H48ZM70 67V66H69ZM71 67V68H72ZM102 68V70H104V72L102 71V70H100V68ZM126 67H131V66H129V64H127V66ZM147 68L146 70H145V68ZM161 67H162V69H161ZM184 67V68H183ZM207 67V68H208ZM218 68V69H215V68ZM221 67H223V70H222V68ZM4 68V67H3ZM11 68V69H10ZM31 68V67H30ZM32 68V69H33ZM90 69L89 67H86V69ZM114 68V69H113ZM194 68V69H193ZM213 68V69H212ZM257 68H258V70H257ZM263 68V69H262ZM92 69V68H91ZM111 70L112 71V73H111V71H109V70ZM120 69H123V72H124V74L122 75L121 73H123V72H121L122 70H120ZM155 69H157V70H155ZM185 69V72H184V74H182V72H180V71H178V72H180V73H178L177 72V75H176V73H174L173 71L174 70H184ZM186 69H188V72H187V70ZM209 69H208V73H207V75L210 73L209 72ZM219 69H221L223 72L222 73H220L221 71L219 70ZM235 69H233V70H235ZM262 69V70H261ZM44 71V72H42V74L43 73H46L47 71ZM81 70V71H80ZM120 70V71H119ZM141 70H143V71H141ZM145 70V71H144ZM163 70V71H162ZM246 70V71H245ZM3 71H4V73H3ZM14 71H12V72H14ZM92 71V70H91ZM94 71V70H93ZM100 71H101V73H100ZM126 71V72H125ZM127 71H129V72H127ZM131 71V72H132ZM150 71V72H149ZM154 71V72H153ZM165 71V73L166 72H168L169 74L171 73V72H173L174 74H168V73H166L165 74V77H164V72ZM171 71V72H170ZM192 71H194L195 72V74L192 72ZM220 71V72H219ZM253 71H254V73H253ZM261 71V72H260ZM32 72V71H31ZM39 71H37V73H38ZM50 72V73H49ZM48 73H49V76L48 75H46L45 74V76L47 77H50V75H51V73L53 72V71H49ZM76 72V74H79V73H77ZM89 72V71H88ZM87 72V73H88ZM140 72H142V74L143 73H145V75H141V73ZM153 72V73H152ZM160 72H162L163 74H161ZM176 72V71H175ZM252 72V73H251ZM260 72V73H259ZM86 73V72H85ZM87 73L86 74H84L83 76H88V78H90V76L89 75H87ZM90 73V72H89ZM88 73V74H89ZM115 73V74H114ZM125 73H126V75H125ZM137 73H135V75L137 74ZM147 73V74H146ZM149 73V74H148ZM154 73H155V75H154ZM156 73H158L159 74V76H160V78L161 77H164L166 80H168L169 79V83L168 84H172V87L171 86H165L164 87V85H165V83H167V82H165L164 83V85L162 84L163 82H161L162 80H160V78H159V76L156 74ZM192 73L194 74V75H192ZM203 73H205V72H203ZM68 74V73H67ZM75 74V75H76ZM91 74V73H90ZM95 74V73H94ZM96 74V75H97ZM100 74H101V76H100ZM107 74V75H106ZM110 74H112V75H110ZM115 76H114V75ZM151 74V75H150ZM180 74V75H179ZM206 74V73H205ZM211 74V73H210ZM240 74L242 75V78H243V76H244V78H245V80L246 81H244V78L243 79H241V76H240ZM252 74H254V75H252ZM13 75V74H12ZM12 75H8L9 76V79H10V77L12 76ZM22 75V76H21ZM82 75V74H81ZM96 75H93L92 74V77L93 76H96ZM109 75V76H108ZM147 75V76H146ZM154 75V76H153ZM163 75V76H162ZM167 75V76H166ZM171 75H173V76H171ZM176 75V76H175ZM182 75V76H181ZM198 75H200L199 77H198ZM202 75H204V74H202ZM231 75V76H230ZM248 75V76H247ZM78 76V75H77ZM80 76V75H79ZM82 76V77H83ZM102 76H103V78H102ZM105 76V77H104ZM149 76H150V78H149ZM168 76H170V78H171V80H172V78H173V80L172 81H170V78H168ZM178 76V77H177ZM180 76V77H179ZM208 76H210V75H208ZM208 76H205V78L207 79L208 78ZM219 76H222L223 78H224V80H222L221 78L222 77H219ZM246 76V77H245ZM251 76H252V78H251ZM67 77V76H66ZM65 77V78H66ZM91 77V80L90 79H88L89 81H90V86L88 87V85H87V89L88 88H93V86H96V85H92L91 83H93L94 82V79ZM107 77V78H106ZM111 77H112V79L114 80L113 82H112V79H111ZM121 79V81H119V79ZM134 77H136L137 78V80L136 79H134ZM157 77V78H156ZM177 79H176V78ZM197 77H198V79H197ZM248 77H249V79H248ZM256 77V78H255ZM95 78H98L97 76L95 77ZM99 78H98V81H99ZM118 80H117V79ZM145 78H147V79H145ZM150 80H149V79ZM155 78V79H154ZM186 78V77H185ZM192 78L194 79V80H192ZM201 78H203V77H201ZM200 78V79H201ZM204 78V80L206 81V79ZM215 78H214V80H215ZM251 78V79H250ZM257 78H259V79H261V81L259 80V79H257ZM72 80H73V78H71ZM71 79H69V80H71ZM84 79V78H83ZM86 79V78H85ZM84 79V80H85ZM107 79H109V80H107ZM151 79L153 80V82L151 81ZM161 79H163V78H161ZM174 79H176V80H174ZM227 79V78H226ZM254 79V80H253ZM257 79V80H256ZM3 80V79H2ZM1 80V81H2ZM13 79L11 78V81H12ZM81 80V79H80ZM88 80L86 81L87 83H88ZM133 80V81H132ZM145 80V81H144ZM157 80V81H156ZM158 80H160L159 82H158ZM213 80V81H214ZM228 80H226V82H228V84H229V81ZM233 80H235V81H233ZM243 80V81H242ZM263 80V81H262ZM10 81V82H11ZM14 81V80H13ZM55 81V80H54ZM76 80H74L73 82H75ZM83 81V80H82ZM82 81H80V82H82ZM107 81V82H106ZM109 81H111V82H109ZM118 81V82H117ZM136 81H138L139 82V84L136 82ZM163 81H164V79H163ZM174 81H175V83H174ZM178 81V82H177ZM209 81V80H208ZM213 81L211 82L212 84H213ZM242 81V82H241ZM251 81L252 82H254V83H251ZM257 81V82H256ZM7 82H8V80H7ZM7 82H6V84H7ZM66 82H69V81H67L66 80ZM72 82V81H71ZM70 82V84H69V86L72 84ZM96 82H97V79H96ZM152 82V83H151ZM156 82V83H155ZM170 82H173V83H170ZM189 82V81H188ZM187 82V83H188ZM191 82H189L188 84H191ZM199 82H200V80L198 81V83H197V81H195L194 83H192L193 85H191V87L192 88H195V87H193V86H196V89H198V92L200 91V92H205L204 90H201L202 88H200V87H202V85L204 86L205 84L204 83H206V82H204L203 83V81H202V83H200V87L198 86V84H199ZM246 83V85L245 84H242V83ZM4 83V82H3ZM9 83V82H8ZM12 83V84H13ZM99 83H100V81H99ZM105 83H103V85H105ZM119 83V84H120ZM124 83V82H123ZM137 83V84H136ZM145 83V84H144ZM149 83H151L150 85H149ZM197 83V84H196ZM215 84L217 83V81L216 82H214ZM234 83V84H233ZM248 83V84H247ZM74 84V83H73ZM82 84H84V87L86 88V86H85V83H82ZM100 84H102V83H100ZM136 84V85H135ZM158 85V87H157V85ZM181 84V85H182ZM187 84V86H189ZM202 84V85H201ZM208 84H210V83H208ZM225 84H227V83H224V85ZM263 84V86L261 87V85ZM1 85H2V83H1ZM107 85H105V87L107 86ZM111 85V84H110ZM115 85V83L113 84V86ZM123 85V84H122ZM133 85H135V88H134V86ZM153 85H155V86H153ZM175 85H177V86H175ZM220 85V84H219ZM218 85V86H219ZM222 85V84H221ZM220 85V86H221ZM230 85V84H229ZM235 86V93H234V86ZM244 85L246 86V88L248 87L249 89H251V91H249L250 93L248 94V97L246 98L245 96H244V94L242 95V90H245L246 88H244ZM251 87V85H252V87L250 88L249 86ZM253 85H255V87L253 86ZM260 85V86H259ZM4 86V85H3ZM3 86H1V87H3ZM9 86H11V85H9ZM8 86V87H9ZM14 86V85H13ZM73 86V85H72ZM97 86H101V85H97ZM113 86H111V88L113 87ZM121 86V85H120ZM119 86V87H120ZM150 86V87H149ZM152 86V87H151ZM174 86V87H173ZM183 86V85H182ZM209 86V85H208ZM208 86H206L205 85V87L203 88V89H205L206 87H208ZM211 86V85H210ZM215 87L217 86V84L216 85H214ZM218 86H217V88H218ZM225 86H227V85H225ZM257 86V87H256ZM73 87H75V86H73ZM73 87H69V88H73ZM82 88H83V85L81 86ZM102 88L104 87V86H101ZM117 87H118V85H117ZM116 87V85L114 86V88H117ZM123 87L122 88H120V89H123ZM142 87V88H141ZM161 87H162V89H161ZM168 87V88H167ZM169 87L170 88H173V89H169ZM190 87V86H189ZM189 87H187L186 89H188L189 90ZM198 87V88H197ZM212 87H213V85H212ZM214 87V89L216 90V92H218L217 90L219 89V91H220V89L222 88V87H224V86H222L221 88H215ZM11 88V87H10ZM13 88H15V87H13ZM76 88V87H75ZM96 88V87H95ZM97 88H100V87H97ZM107 88V87H106ZM109 88V87H108ZM138 88V90H140ZM225 88V87H224ZM259 88V89H258ZM185 89V88H184ZM191 89V88H190ZM200 89V90H199ZM208 89V88H207ZM210 89H212L211 87H210ZM210 89L208 90V92L210 91ZM213 89V90H214ZM226 89V88H225ZM227 89H228V87H227ZM255 89H256V91H255ZM258 89V90H257ZM173 90V91H174ZM224 90V89H223ZM247 90V89H246ZM245 90V91H246ZM166 91V90H165ZM194 91H195V89H194ZM207 91V90H206ZM212 91V90H211ZM210 91V92H211ZM233 91V92H232ZM248 91V90H247ZM263 91V92H262ZM182 92H183V89H182ZM185 92V91H184ZM189 92H191V91H189ZM221 92H223L222 91V89H221ZM225 92V91H224ZM227 92V91H226ZM225 92V93H226ZM244 92V91H243ZM228 93V92H227ZM231 93V94H230ZM245 93V92H244ZM248 93V92H247ZM253 93V92H252ZM257 93H254V97H252V95L250 96V97H252L253 98V102H256V103H254V107H259V109H260V107L262 106L260 103V105L258 104V102H261L260 100H262L263 99V97H262V99H261V95H260V97H258L257 98V96H259ZM241 94V95H240ZM255 94H257V95H255ZM235 95V96H236ZM245 95H246V93H245ZM241 96V97H240ZM246 98H244V97ZM255 96H256V98H255ZM227 95H226V100H227ZM234 97V96H233ZM252 98H250V100H248V101H251V99ZM260 98V100L258 101L257 99H259ZM229 99V98H228ZM225 100V102H227ZM232 101V99L230 98L229 100H228V102L229 101ZM234 101H237V100H234ZM232 102V103H235V102ZM252 101H251V103H252ZM264 100H262V102H263ZM236 104V103H235ZM234 104V105H235ZM245 104L243 103V105L245 106ZM253 104V103H252ZM257 104H258V106H257ZM262 104H264V102L262 103ZM233 105V104H232ZM242 105V104H241ZM240 105V106H241ZM239 106V105H238ZM247 106H250V105H247ZM252 106V105H251ZM253 107V106H252ZM251 107V108H252ZM253 107V108H254ZM264 107V106H263ZM263 107H262V109H263ZM248 108V107H247ZM250 108V107H249ZM249 108H248V110H249ZM250 108V109H251ZM252 108V109H253ZM252 109L250 110V111H252ZM253 110H255V109H253Z\"/></svg>","mask_w":264,"mask_h":264},{"label":"crops","instance_id":"0c3cea01","mask_svg":"<svg viewBox=\"0 0 264 264\" xmlns=\"http://www.w3.org/2000/svg\"><path fill=\"white\" fill-rule=\"evenodd\" d=\"M4 0H0V9L2 8V9H12V10H22V11H24V10H26V9H35V10H40V9H51V7L52 8H54V7H58L60 4V0H49L50 2H46L47 0H43V1H41V0H35V1H32V0H29L30 2H28L27 0H17V2L18 1H20V2H18V3H21V5L20 4H16L17 2H15L16 0H12V2H13V4H12V2L11 1H9L8 0V2H6V0L3 2ZM39 1V2H38ZM205 1V2H204ZM213 3H212V2ZM230 0H220V2H218V0H210V3H212V4H210L209 3V1L208 0H196V2H197V6L199 5V9L202 11L203 10V12H219V11H221V10H223V11H231V10H235V8H233L232 6L233 5H230L229 2ZM3 2V3H2ZM6 2V3H5ZM11 2V4H9ZM42 2L43 3H45V4H42ZM52 2V3H51ZM170 2H171V4H173V5H175V6H180L181 4H185V0H170ZM8 3V4H7ZM27 3H29V4H27ZM33 3V4H32ZM48 3V4H47ZM51 4V5H50ZM87 3H85L84 2V0H80V5H82V6H85ZM7 5V6H6ZM14 5V6H13ZM30 5H32V6H30ZM215 7H214V6ZM228 7V9H227V7ZM228 5H230V7L228 6ZM18 6L20 7V8H18ZM25 7V9H24V7ZM202 6V7H201ZM8 7V8H7ZM16 7V8H15ZM40 7V8H39ZM50 7V8H49ZM217 7V8H216ZM225 7V8H224ZM23 8V9H22ZM230 8V9H229ZM204 9H206L205 11H204ZM208 10V11H207ZM215 10V11H214Z\"/></svg>","mask_w":264,"mask_h":264},{"label":"built area","instance_id":"2783aa9c","mask_svg":"<svg viewBox=\"0 0 264 264\" xmlns=\"http://www.w3.org/2000/svg\"><path fill=\"white\" fill-rule=\"evenodd\" d=\"M261 0H247L246 9L251 12L257 11L261 7Z\"/></svg>","mask_w":264,"mask_h":264}]
</instances>
